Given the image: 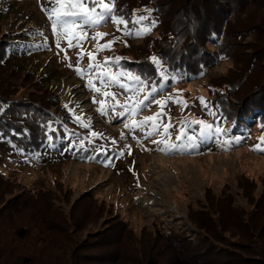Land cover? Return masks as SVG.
Wrapping results in <instances>:
<instances>
[{"label":"rangeland","instance_id":"1","mask_svg":"<svg viewBox=\"0 0 264 264\" xmlns=\"http://www.w3.org/2000/svg\"><path fill=\"white\" fill-rule=\"evenodd\" d=\"M3 1L9 5L6 26L2 23L4 34L30 27L37 33L31 35L36 42L28 45L30 50L17 55L18 62L25 70H36L48 80L49 87L60 94L61 104L73 112V120L63 129L67 140L61 147L65 145L70 153L66 158L61 150L49 149L39 156L40 160H24L0 145V169L13 179L9 184L0 180V264H174L176 255L185 264H264V259L255 260L260 253L264 257V153L255 152L248 140L233 148L215 146L207 154H178L177 150L165 153L159 151L163 145L153 143L161 139L163 124L172 125L169 136L163 137L170 143H175L183 130L197 133L200 124L194 121H204L213 128L220 126L212 122L199 97L209 105L208 83L229 71L232 59L218 58L200 77L176 83L166 100L164 96L158 98L157 91L147 92L144 84L120 77V83L102 89L114 93L113 100L87 87L88 79L91 76L96 87H101L94 75L95 65L103 64L105 58H113L107 66L109 75L123 71L115 63L113 52L129 40L139 44L142 35H126L123 25L117 31L108 20L85 26L82 32L87 38L80 47L69 48L67 38L61 39L57 47L58 36L42 11L59 6L57 0ZM168 1L159 3L165 6ZM147 10H151L150 15ZM152 11L142 9L135 16L151 19ZM246 18L250 25H264V8H251ZM144 25H148L146 20L138 28ZM129 30L135 32V28ZM97 32L107 35L93 39ZM251 36L242 43L252 41ZM97 40L99 45L115 42L96 52ZM215 43L216 39L209 49L216 51ZM81 49L84 56L79 67L85 73L83 78L74 70ZM89 52L95 53L91 70ZM6 74L0 72V84L20 83L17 76ZM120 84L143 91H125ZM25 91L30 90L24 88L19 93ZM94 95L97 101L103 99L110 105L105 114L97 110ZM130 96L135 98L127 100ZM174 99L186 101L187 107ZM139 101H144V106L133 115L131 109ZM156 101L164 102L162 127L156 134L146 136V127L125 128L133 120L141 121L161 111ZM121 105L128 106L123 116L119 115L124 112ZM255 121L253 118L246 125L251 127ZM92 132L97 136L93 137ZM38 189L47 193L37 206L38 218L26 212L8 215L11 202L23 199L24 191ZM48 193L59 198L52 201L53 209L46 207L45 198H51ZM44 223L47 228L42 226ZM119 223L125 224L123 230ZM195 223L211 229L204 233ZM162 226L164 230L159 234H170V241H175L177 247L170 248L155 233ZM20 227L28 228L24 240L14 238Z\"/></svg>","mask_w":264,"mask_h":264},{"label":"trees","instance_id":"2","mask_svg":"<svg viewBox=\"0 0 264 264\" xmlns=\"http://www.w3.org/2000/svg\"><path fill=\"white\" fill-rule=\"evenodd\" d=\"M257 5L264 8V0H169L164 7L159 0H115V13L128 21L129 29L138 28L132 23L137 11L153 10L151 19H146L147 24L157 21L150 33L143 34L139 44L127 41L112 56L120 58L119 65L123 71L139 75L145 81L147 92L155 87L159 92L158 98L164 96L162 98L166 100L173 94L172 88L176 83L200 77L218 58L233 61L229 71L208 83L209 108L203 110L208 113L211 109L215 113L211 115L212 122L220 124L223 129L229 124L228 128L219 136L207 134L203 137L200 136L201 125H198L197 133L183 130V136L195 137L197 146L181 147L176 151L178 154H207L215 146L233 148L246 140L252 141L255 152L264 153L255 150L259 138L264 136V25L246 22V13ZM8 7L0 0V72L5 71L6 77L17 76L20 83L2 81L0 84V145L24 160H40L39 156L49 149L61 150V156L66 158L70 153H67L65 145L61 147V143L67 140L63 129L72 122L73 112L61 104L60 94L49 87L43 75L21 67L19 54L30 50L28 45L36 42L31 35L37 33L30 27L22 32L4 34ZM250 34L252 41L244 45L242 41ZM214 39L216 51L209 49ZM152 57L158 59V65L152 62ZM25 58L31 60L30 57ZM24 88L30 91L19 93ZM253 118L256 119L254 125L247 126L246 123ZM187 137L182 138V143L176 141L175 144L188 145ZM0 180L8 184L13 182L1 169ZM42 191H24L23 199H15L9 204L8 215L26 212L38 218L37 206L42 196L47 194ZM50 197L45 198L46 207L53 209L52 201L59 198L57 195ZM195 224L203 232L211 229ZM42 226L47 228V223ZM118 226L123 230L125 224L119 223ZM154 226L157 227L156 224ZM24 228H18L14 238L24 240L28 234V228ZM161 228H156L155 233L160 235L164 230L163 226ZM164 234L160 236L167 246L177 247L175 241H170V234ZM176 257L174 264H185L179 262L178 255ZM256 258L257 261L264 259L261 253Z\"/></svg>","mask_w":264,"mask_h":264},{"label":"snow or ice","instance_id":"3","mask_svg":"<svg viewBox=\"0 0 264 264\" xmlns=\"http://www.w3.org/2000/svg\"><path fill=\"white\" fill-rule=\"evenodd\" d=\"M57 4L59 6H50L48 8L42 9V11H45L46 15L48 16L49 20L51 21V26L53 33L58 36V39L56 41L57 47L60 46V40L67 38V44L69 48L72 47H80L82 40L87 38V33L82 32V29L85 26L93 27L97 25H101L102 22H106L108 20H111V22L117 26V31H121V25H123V29L126 35H132L135 34L137 36L147 34L151 31L152 28L156 26L157 21L152 20L150 24L144 25L142 27H139L135 29V32L133 33L128 29V21L124 19L123 16H118L115 13V0H57ZM149 12V15L151 13V10H147ZM148 19L147 16H140L138 18H134L132 23L135 25H143V21ZM107 33H96V36L93 37V39L100 38L102 39L104 36H106ZM73 40L76 41V43H73ZM115 41H109L108 43L104 45H99V41L97 40V47L95 49L96 52L102 51L105 49H108L111 47L112 43ZM63 50V49H61ZM84 51L81 49V52L78 53V59H77V65L74 67V70L78 75H80L82 78L84 77L85 73L84 71L79 67L80 60L83 59ZM89 70L93 68V64L95 61V53L89 52ZM67 59V54L65 56ZM223 59V57H222ZM152 62L154 64H159V61L156 57L151 58ZM115 63H119L120 58L116 57L114 58ZM113 62V58H105L103 64H96L97 71L94 74L96 78H98L101 82V87L97 88L95 83L93 82L92 77L90 76L88 79V83L86 84L87 87L92 89L96 93H102L104 97L111 96L113 100H115V94L108 92V91H102L103 88L107 87L109 84H116L120 83L119 78L125 77L129 81L134 82L135 84L143 85L145 84V81L141 79L139 75H134L127 71H121L112 75L108 74V68L107 66ZM72 67V65H69ZM120 87L124 88L125 91H133L135 92H142L143 88L140 89H134L129 84H120ZM157 89L153 87L151 89V92H156ZM151 93L146 94L144 96V101L149 99V96ZM135 97L130 96L127 98V100H133ZM173 99V98H170ZM200 103L205 107L209 108L208 102L205 101L203 97H199ZM144 101H139L138 104H136L135 107H132L131 111L132 114L135 115V113L139 110L140 107L144 106ZM174 102L177 104H181L182 107H187L186 101H183L182 99H174ZM93 103H98V111L101 114H105L108 107V105L105 100L101 99L97 101L95 95L93 96ZM117 103H119L117 101ZM156 103L160 106L161 111H158L151 117H145L141 121H135L133 120L130 124H125V128L130 129H136L141 128L144 129L147 128L145 135L146 136H152L153 134H156L158 130L162 127V124L160 122V117L163 116V107L164 102L162 101H156ZM67 107V105H65ZM114 107V106H113ZM121 107L124 108V112L120 113L119 115L123 116L128 112V106L127 105H121ZM210 115H215L214 112L209 109ZM75 119L79 122L80 117H75ZM194 123H198L201 125V131L200 136L203 137L207 134H215L216 136L221 135L225 132V129L222 127H215L211 124H207L204 121H194ZM83 127H88L86 124H82ZM172 125L169 124H163V132L159 133L161 135V139L154 140L153 143H156L158 145H163V147L159 148V151L168 153L170 151L178 150L181 147H196L195 137L194 136H188L187 139L189 141L188 145H178L175 143H170L169 140L164 139L163 137L169 136V128H171ZM91 135L93 137L97 136V133L92 132ZM123 136V133L121 134ZM184 135L183 131H181V135L176 136V140L180 141L182 139V136ZM239 138H237L238 140ZM260 142L255 145V150L264 152V147H261V144H264V136H261L259 138ZM115 143V141H113ZM227 143V141H225ZM122 154V153H121ZM130 154V153H129Z\"/></svg>","mask_w":264,"mask_h":264}]
</instances>
